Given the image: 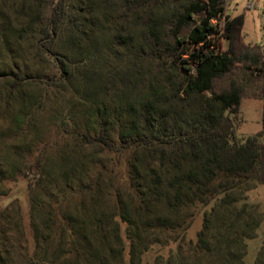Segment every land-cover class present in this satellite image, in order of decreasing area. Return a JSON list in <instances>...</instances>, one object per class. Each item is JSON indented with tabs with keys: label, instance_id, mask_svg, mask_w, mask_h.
I'll return each mask as SVG.
<instances>
[{
	"label": "trees",
	"instance_id": "trees-1",
	"mask_svg": "<svg viewBox=\"0 0 264 264\" xmlns=\"http://www.w3.org/2000/svg\"><path fill=\"white\" fill-rule=\"evenodd\" d=\"M37 3L44 16L36 21L40 27L36 52L49 62L54 53L53 33L64 23V2ZM226 7L227 0H190L184 11L175 15L173 42L156 43V59L164 56L158 66L175 75L166 100L142 78H136L131 94L119 87L121 93H111L119 97V113L112 124L119 146L104 132L92 141L77 134L81 145L98 141L110 151L132 152L129 186L122 192L123 185L118 184V193H111L115 195L112 204L111 199L107 204L103 201V170L89 183L83 181L86 165L99 161L90 163L72 149L66 156L65 146L58 144L60 162L46 170L45 153L50 146L40 148L31 165L41 174L31 176L28 184L35 252L29 251L21 206L14 201L0 211V264H142L143 254L158 243H177L179 253L188 247L193 264H246L245 241L255 237L260 219L247 202L241 207L235 204L241 200L237 193L244 185L264 183V108L261 133L244 141L236 136V119L244 95L264 100V52L242 41L245 16L231 17L225 14ZM220 20L225 22L224 37L229 41L225 51L217 40L215 21ZM79 21H69L66 43L81 54L79 46L87 32ZM36 22L32 21L31 27L37 26ZM153 32L148 41L158 39ZM143 55L136 53L135 66ZM66 57L55 56L62 77L72 83L80 79L81 84H73L74 93L90 107L96 106L101 89L96 78L101 73L96 68L83 72V60L77 61L74 70ZM239 68L244 77L238 76ZM2 77H11L19 88L40 75L4 69L0 70ZM223 77L230 80L229 87L216 90L217 80ZM87 111L90 117L86 123L100 121L101 114ZM105 123L110 120L106 118ZM58 195H63L60 203L55 200ZM217 199L226 207L227 217L221 219L214 240L208 232L213 214L206 212L197 242L188 241L185 233L197 215L195 207H206ZM121 221L127 224L128 252ZM256 264H264V253Z\"/></svg>",
	"mask_w": 264,
	"mask_h": 264
},
{
	"label": "rangeland",
	"instance_id": "rangeland-1",
	"mask_svg": "<svg viewBox=\"0 0 264 264\" xmlns=\"http://www.w3.org/2000/svg\"><path fill=\"white\" fill-rule=\"evenodd\" d=\"M63 2L64 23L53 33L51 47L54 53L50 61L45 62L36 52V40L40 30L36 21L44 16L39 14L41 8L37 0H0V70L40 75L39 79L27 81L19 88L14 87L11 77L0 78V211L14 201L21 206L31 254L35 252V240L28 184L31 176L39 177L41 174L31 165L40 148L45 144L50 146L45 153L46 170L56 167V163L60 162V154L56 151L59 148L58 144L60 147L65 146L66 156L71 154L72 149L80 151L82 156H86L83 159L89 160L90 163L99 161L96 165L94 163L86 165L83 181L89 183L100 169L103 170L102 180L106 189L103 201L106 204L112 201L110 203L112 204L115 195L111 193H118V184L123 185L122 192L129 186L132 152L110 151L104 149V145L98 141L87 146L81 145L76 136L79 133L85 134L92 141L104 132L116 146H119L117 129L112 127L119 113V97H113L111 93H121L119 87L126 88L127 93L131 94V86L136 78H142L152 88H157L163 101L167 99L170 95L169 83L175 79V75L172 70L158 66L159 62L164 60V56L162 59H156L158 56L155 54L156 43L173 42L172 24L175 15L182 13L190 0H130L128 3L126 0H63ZM31 11L34 14H29ZM225 14L231 17L243 14L245 23L242 41L249 46H259L264 52V0H227ZM76 18L80 20L81 28L87 32L79 46L81 54L78 53L77 47L71 48L66 43L69 21ZM32 21L38 24L32 26L34 29L31 27ZM215 23L219 28L217 40L221 49L225 51L229 48V41L224 37L223 31L225 22L220 20ZM151 31L158 35L157 40H147ZM187 32L183 31L182 35H186ZM139 52L145 55L137 67L135 58ZM66 55L74 70L77 61L83 60V72L96 68L101 73L96 78L98 86L101 87L96 106L90 107L74 93L73 84H81L80 79L76 78L75 83H72L71 79L67 81L62 77L64 74L55 56L64 58ZM237 73L241 77L245 75L240 68ZM229 84L230 80L227 77L220 78L216 82V90H225ZM263 108V99L252 97L250 94L244 95L241 111L236 119V136L239 140L244 141L261 133ZM88 109L94 111L96 115L101 114L99 122L86 123L90 117ZM106 118L110 123H105ZM261 139L264 140V136H261ZM63 195H58L55 200L60 203ZM237 196L241 200L235 205L241 207L247 202L249 210L260 219L255 237L245 241V263L256 264L260 253L262 255L264 253L262 250L264 183L250 182L242 187L241 193L238 191ZM41 197L46 199L43 193ZM84 197H87V194ZM68 199L72 200L69 196ZM219 200L212 201L206 207L202 205L195 207L197 215L185 233L188 241L197 242L206 212L213 214L208 232L210 239L214 240L213 236L220 226L221 219L227 217L226 207L222 206ZM120 225L128 252L127 224L121 221ZM186 249L188 247H184L183 252L179 253L177 243L168 246L155 244L143 254L142 264H193L194 258L189 256Z\"/></svg>",
	"mask_w": 264,
	"mask_h": 264
}]
</instances>
